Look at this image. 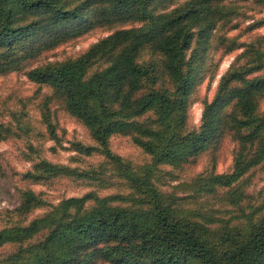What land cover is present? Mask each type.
<instances>
[{
  "label": "trees",
  "instance_id": "1",
  "mask_svg": "<svg viewBox=\"0 0 264 264\" xmlns=\"http://www.w3.org/2000/svg\"><path fill=\"white\" fill-rule=\"evenodd\" d=\"M152 1L85 0L72 8L70 0H0V72L81 32L85 21L74 20L83 16L84 6L99 4L107 17L103 21L141 22L117 29L76 58L27 72L29 80L52 87L90 131L97 146L77 150L102 154L129 192L66 197L27 223L1 228L0 249L17 246L0 255V264H92L98 258L112 264H264V204H242L246 196L240 185L264 164V110L258 108L264 95V47L250 45L239 56L247 60L239 64L237 58L221 76L213 98L204 102L201 124L188 128L193 81L187 51L197 28L200 36L209 37L228 15V6L226 0H196L155 14ZM42 36L51 43L18 51L20 42ZM145 46L162 57L155 72L156 63L137 61ZM164 76L169 87L158 86ZM220 132L236 143L230 170L197 175L169 192L160 189L161 164L194 162ZM115 134L131 136L151 160L134 164L113 152L109 139ZM28 175L80 178L87 172L41 159ZM219 190L234 209L189 201ZM22 196L18 210L43 203L33 191Z\"/></svg>",
  "mask_w": 264,
  "mask_h": 264
},
{
  "label": "rangeland",
  "instance_id": "2",
  "mask_svg": "<svg viewBox=\"0 0 264 264\" xmlns=\"http://www.w3.org/2000/svg\"><path fill=\"white\" fill-rule=\"evenodd\" d=\"M85 0H70L74 8ZM196 0H154L150 7L155 14L168 13L189 7ZM226 17L217 23L211 35L200 36V29L187 51V61L193 88L188 103V128L201 124L204 102L213 98L221 76L237 60L239 64L247 57L239 56L250 46L264 47V2L254 0H226L223 2ZM99 4L83 7V16L75 23L85 21L81 32L71 34L53 44L45 37L29 38L18 45L20 53L26 48L43 46L36 54L0 72V229L13 224H24L45 213L51 204L71 196H82L95 191L100 196L128 193L126 182L111 171L106 158L93 150L87 154L77 150L80 145L97 146L88 128L67 109L63 98L49 85L29 80L27 72L39 66L54 64L80 56L91 45L110 35L117 29L139 26L140 21L112 20L99 12ZM103 10V9H102ZM1 52V51H0ZM137 61L151 66L154 72L162 57L149 46L140 50ZM159 87L169 85L164 76ZM258 108L264 110V95L258 98ZM51 124V127L49 126ZM55 133H52V132ZM109 145L113 152L134 164L151 160V156L138 146L131 136L115 134ZM236 146L232 136L221 133L203 150L194 162L181 167L161 164L157 184L162 191L169 192L179 182L190 181L200 174L222 173L233 164V150ZM41 159L66 164L87 172L85 177H54L37 179L28 175ZM245 193L242 204H264V164L251 170L241 181ZM33 191L39 195L42 204H31L27 210H18L23 201V192ZM187 195L188 192L179 193ZM225 191L191 198L192 204L203 208L234 209L225 200ZM188 200L185 202L187 203ZM225 216V215H223ZM16 244L0 249V255L15 249ZM92 264H112L100 258Z\"/></svg>",
  "mask_w": 264,
  "mask_h": 264
}]
</instances>
